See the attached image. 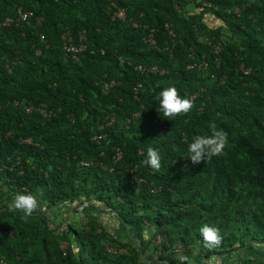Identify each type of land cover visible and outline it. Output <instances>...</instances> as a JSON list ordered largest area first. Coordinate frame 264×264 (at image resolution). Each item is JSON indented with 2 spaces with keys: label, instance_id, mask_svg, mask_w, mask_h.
Instances as JSON below:
<instances>
[{
  "label": "trees",
  "instance_id": "obj_1",
  "mask_svg": "<svg viewBox=\"0 0 264 264\" xmlns=\"http://www.w3.org/2000/svg\"><path fill=\"white\" fill-rule=\"evenodd\" d=\"M113 1L127 7L124 20L105 0H0V17L16 6L42 17L0 27V264H175L178 244L183 254L198 246L201 264L233 251L240 264H264V253L242 255L264 251V0ZM207 12L223 25L209 28ZM65 29L75 42L84 31L78 60L64 55ZM151 30L155 47L144 42ZM166 86L191 99L187 114L159 113ZM210 122L227 145L193 164L188 146ZM149 146L159 171L144 163ZM20 192L37 197L31 216L8 210ZM64 211L72 218L56 223ZM78 213L85 221L72 220ZM205 223L219 229V246L205 245Z\"/></svg>",
  "mask_w": 264,
  "mask_h": 264
},
{
  "label": "clouds",
  "instance_id": "obj_2",
  "mask_svg": "<svg viewBox=\"0 0 264 264\" xmlns=\"http://www.w3.org/2000/svg\"><path fill=\"white\" fill-rule=\"evenodd\" d=\"M159 113L164 117L172 118L181 114H187L193 108V102L189 98L182 97L175 86H166L158 94ZM171 120V119H169ZM209 135H196L188 146L189 157L193 164H200L202 161L211 160L214 156L222 155L227 145V134L218 130L214 122L209 123ZM146 165L156 171L161 168V156L159 150L149 146L146 152ZM39 207L36 195L31 192H20L13 196L8 210L22 212L25 217L31 216ZM200 234L208 247L219 246L221 237L219 229L209 226L207 223L200 228ZM179 264H185L183 256L178 257Z\"/></svg>",
  "mask_w": 264,
  "mask_h": 264
},
{
  "label": "built area",
  "instance_id": "obj_3",
  "mask_svg": "<svg viewBox=\"0 0 264 264\" xmlns=\"http://www.w3.org/2000/svg\"><path fill=\"white\" fill-rule=\"evenodd\" d=\"M107 2H109L110 6L112 7V17L115 19H120V20H124L126 18L127 15V7L125 6H118L114 3L113 0H105ZM234 12H238V8L235 7L234 8ZM32 21H34V23L36 25H41L42 23V17L41 16H35L34 13L31 10H24L21 6H16L15 8V12L11 15H5L0 17V27H11V26H24L26 24H31ZM134 25L136 26L137 23H134ZM166 28L168 31V34L171 38V41L174 43V32L173 30L170 28L169 24H166ZM43 35H40V39H43ZM85 40L86 37L84 35V31L79 32V36L77 39V42L74 41V36L72 34V32L69 29H65L62 34H61V47L62 50L64 52L65 57L71 58L73 60H78V53L83 50L86 47L85 44ZM144 42L147 43L150 47H155L156 46V40L153 36V30H151L145 37H144ZM214 51L217 52L220 50V43H216L213 45ZM36 53H40L39 50H36ZM120 62H123V59H120ZM130 64V63H129ZM204 66L206 64H203ZM6 67L8 68L9 71H11V65L10 62L8 60H6ZM134 68L138 71H140L141 73H144L146 75L148 74H153V73H162L163 70L158 69L155 65L153 66H144L142 64H135ZM114 84L113 81L110 82L109 85ZM140 86V84H138L135 87V90L138 89V87ZM26 111L29 112L31 110L30 107H25ZM38 111L41 112L44 116H51L52 112L49 110L47 111L45 109V107H41L38 108ZM113 121V118L109 119V121H107V124H110ZM101 127V126H100ZM94 138L97 139H101L102 135H95ZM118 157H120V151H118L117 154ZM67 224L68 221H64L61 226L59 228H57V231H62V230H66L67 229ZM160 237L158 236L156 239V242L160 241ZM67 246L66 242H62L60 244L61 249L64 251L65 253V247ZM109 251H115L116 248L113 247H108ZM119 251H122V248L119 249ZM175 251L177 253H184L185 248L183 247V245L178 244Z\"/></svg>",
  "mask_w": 264,
  "mask_h": 264
},
{
  "label": "rangeland",
  "instance_id": "obj_4",
  "mask_svg": "<svg viewBox=\"0 0 264 264\" xmlns=\"http://www.w3.org/2000/svg\"><path fill=\"white\" fill-rule=\"evenodd\" d=\"M186 10H188L190 12H194V11H198L200 9L194 8V4L190 3L186 6ZM203 20L208 25L209 28H214L216 26L223 25V22L220 19L216 18L213 14H211L209 12H207L204 15ZM221 34H222L223 38H229L231 36L229 29L226 27H222ZM55 212H57V211H55ZM67 213L68 212H65V211H64V213H61L63 215V216L61 215V217H60V214H59V216L57 215V217H59V218H58V220H56L57 221L56 223H59L58 221L60 219H62L61 221H63L64 219L70 220L72 217H69L70 215L69 214L67 215ZM108 219H110V218H108ZM72 220H75L77 222H82V221H85V216H83L81 213H78L74 216V219H72ZM110 224H112V225L109 226V231L116 233V234H119V236H120L121 231L116 230L117 229V222L113 221V219H112ZM114 230H116V231H114ZM151 231H152L151 229H147L144 231L145 240H148V238L151 235ZM144 245L145 246H144L143 254L146 257H148L151 255V253H150L151 244L147 243V241H146L144 243ZM262 247H264V245H262ZM236 253H237L236 251H233L230 254L215 256V257H212L211 259H209L208 261L205 260V262H207L208 264H240V259L236 255ZM263 253H264V251L261 250L260 247H251V248H245L242 252V255L252 256L254 258H261L263 256ZM158 255H159L158 252L154 253L152 259L156 260L158 258ZM174 255H175L174 259L176 260L175 264H179V261L177 259H178V257H181V256H183L185 258V264H201V262L204 260V258L201 256V254H199V247L198 246H195L194 248H190L189 254L177 253ZM174 259H172V260H174ZM158 263H156V264H158Z\"/></svg>",
  "mask_w": 264,
  "mask_h": 264
}]
</instances>
